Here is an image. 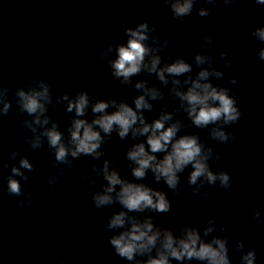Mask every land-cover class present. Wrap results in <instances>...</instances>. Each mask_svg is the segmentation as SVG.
<instances>
[{
  "label": "clouds",
  "instance_id": "1",
  "mask_svg": "<svg viewBox=\"0 0 264 264\" xmlns=\"http://www.w3.org/2000/svg\"><path fill=\"white\" fill-rule=\"evenodd\" d=\"M204 2L213 7L219 6L218 0ZM222 2L226 6L238 4V0ZM254 2L264 5V0ZM163 3L168 6L171 18L183 24L185 17L193 14L196 0H163ZM195 12L199 17H206L210 15L211 8L200 7ZM155 30V26L147 21L135 27H124L125 42L110 41L98 52L99 60L106 64L111 76L120 85L136 90L132 104L127 102L126 97L102 99L86 90L78 91L75 95L63 92L56 96L54 103L51 85L44 79L36 80L27 89L17 88L14 95L18 114L26 113L30 117L22 121L23 127L32 133L24 139L32 149H40L46 142L54 153L53 167L65 166L58 167L57 172L49 177L48 185H53L66 168L73 167L74 160L84 156L99 162L106 157L103 145L113 133L120 140L130 137L135 142L126 149L124 158L129 162L133 179L123 178V169L107 158L103 159L102 164L93 163L91 172L94 176H80L88 183L89 189L96 185L99 178L105 182L101 190L92 192L96 209L114 204L121 208L111 214L104 226L106 232L113 233L108 242L115 254L131 264H173V261L179 264H190L191 261L199 264H232L228 237L212 235L225 231L223 226L217 227L214 217L204 222L201 234L195 218L178 223L174 232L169 227L158 225L155 217L149 214H166L172 207L166 192L139 182L149 172L155 183L163 182L178 196L183 192L181 174L188 168L191 171L187 175V184L195 195L207 197L208 193L202 190L217 183L225 190L232 186L229 173L214 171L209 163L218 161L220 154L205 144L199 135L180 134L186 125L175 117V113H186L191 126L207 129L208 136L221 144L236 143V137L226 131L225 126L239 122L242 116L235 96L230 95V89L213 83V79H223L224 73L214 66L211 55L196 52L192 63L182 56H176L174 60L169 56L165 61L160 53L169 47V38L166 35L162 38L153 35ZM216 35L212 32L202 33L200 39L204 43L200 47L208 48ZM251 36L264 45V26L254 28ZM227 57V52L220 53L225 66L231 67L232 62ZM257 58L264 62V46L258 50ZM193 65L199 69L194 76ZM141 73L148 76L154 74L160 84L168 88L170 99L179 101L172 111H168L166 105L162 106L158 117L151 122L144 113L153 110V102L164 99V92L160 87L149 86L146 79L133 83V77ZM229 83L236 84L237 80L233 77ZM8 92V88L0 86V117L7 116L12 108ZM61 103L65 105V112L74 114L66 129L67 138L65 132L60 130L59 122L49 115V106L55 109ZM89 110L91 120L85 118ZM17 157L18 166H11V174L7 177V190L11 195L23 196L25 193L20 180L15 177L27 182L29 176L22 170L34 172L35 169L26 156L16 151L10 153V159ZM3 167L9 165L4 164ZM26 202L28 206L32 205L31 193H28ZM18 206L22 209L25 201H19ZM254 218L258 224H264L259 209L254 212ZM208 237L211 239H206ZM236 248L240 251V264H255L257 256L254 248L244 251L243 241H237ZM60 264H64V261L61 260Z\"/></svg>",
  "mask_w": 264,
  "mask_h": 264
}]
</instances>
